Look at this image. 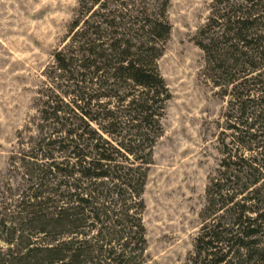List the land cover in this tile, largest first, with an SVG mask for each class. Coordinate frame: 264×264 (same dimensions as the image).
Wrapping results in <instances>:
<instances>
[{"label":"trees","instance_id":"trees-1","mask_svg":"<svg viewBox=\"0 0 264 264\" xmlns=\"http://www.w3.org/2000/svg\"><path fill=\"white\" fill-rule=\"evenodd\" d=\"M156 1L80 2L50 75L64 98L44 102L26 194L0 219V264H148L144 194L172 99L158 69L170 0ZM202 36L228 105L191 264H264V0L219 1Z\"/></svg>","mask_w":264,"mask_h":264},{"label":"rangeland","instance_id":"rangeland-1","mask_svg":"<svg viewBox=\"0 0 264 264\" xmlns=\"http://www.w3.org/2000/svg\"><path fill=\"white\" fill-rule=\"evenodd\" d=\"M81 1L0 0V219L17 216L26 194L28 155L47 132L44 102L53 94L64 98L56 88L61 82L50 75L56 53L70 40ZM125 1L136 3L138 12L158 4ZM219 1L170 0L171 33L158 69L172 99L144 194L148 264H191L204 224L206 188L222 158L228 98L214 85L206 54L197 45Z\"/></svg>","mask_w":264,"mask_h":264}]
</instances>
